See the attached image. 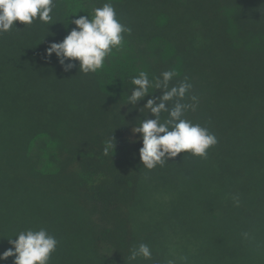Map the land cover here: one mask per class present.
<instances>
[{"label":"trees","instance_id":"obj_1","mask_svg":"<svg viewBox=\"0 0 264 264\" xmlns=\"http://www.w3.org/2000/svg\"><path fill=\"white\" fill-rule=\"evenodd\" d=\"M105 3L131 29L153 81L174 70L169 89L191 85L183 118L217 140L205 155L146 168L134 131L152 118L139 109L150 97L128 103L131 74H85L78 61L65 71L46 56L74 19ZM55 5L52 24L16 21L0 34V254L8 239L43 228L58 240L48 264H264V0ZM39 134L56 142L49 162L31 148ZM151 182L173 192L160 222L142 229L137 210ZM141 243L150 258L132 259Z\"/></svg>","mask_w":264,"mask_h":264},{"label":"clouds","instance_id":"obj_2","mask_svg":"<svg viewBox=\"0 0 264 264\" xmlns=\"http://www.w3.org/2000/svg\"><path fill=\"white\" fill-rule=\"evenodd\" d=\"M55 0H0V34L10 31L16 21L24 25L32 24L38 18L46 24H52ZM76 25L61 42H52L46 49V56L53 54L58 58L65 71L76 67L88 74L96 73L104 67L105 58L113 49H119L124 40V33H130L116 16L111 3L96 8L91 16H80L72 21ZM176 75L174 70L161 74L155 81L149 79L147 72L141 71L131 83L135 86L128 97V103L139 105V101L150 97L140 107L147 108L152 118L141 121L134 133L140 134L142 147L139 156L142 164L152 169L165 160L176 157L181 152H191L203 156L206 150L217 143L214 134L199 124L183 118L187 105L180 102L191 87L186 82L169 89V81ZM151 88L163 89L162 95L151 97ZM178 98L169 108L168 102ZM168 113V118L161 122V114ZM111 147V145H109ZM107 152V149L105 150ZM12 247L0 254V260L14 257L13 264H48L51 254L56 251L58 240L45 229L20 232L15 239H8ZM137 256L150 258L151 250L141 243L131 250V258ZM169 264H172L170 261Z\"/></svg>","mask_w":264,"mask_h":264},{"label":"rangeland","instance_id":"obj_3","mask_svg":"<svg viewBox=\"0 0 264 264\" xmlns=\"http://www.w3.org/2000/svg\"><path fill=\"white\" fill-rule=\"evenodd\" d=\"M123 36L124 40L122 46L119 49H113L112 53L105 58L104 67L102 69L114 75L119 68L130 73L132 78L138 76L141 71H144L149 74V79L153 81L151 66L135 48L128 33H124ZM31 146L33 150H39L40 153H42L44 162H49L57 145L48 135L39 134ZM168 187V185L162 183H148L147 189L149 190L144 194L139 209L137 210L138 217L142 220V229H145L147 225L154 226L156 223L160 222L162 204L165 205L166 203L163 201L169 198V194H171L172 191H170Z\"/></svg>","mask_w":264,"mask_h":264}]
</instances>
